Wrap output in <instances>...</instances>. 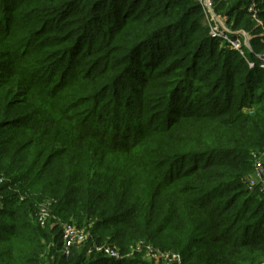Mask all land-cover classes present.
I'll return each mask as SVG.
<instances>
[{"label":"trees","instance_id":"16d2710c","mask_svg":"<svg viewBox=\"0 0 264 264\" xmlns=\"http://www.w3.org/2000/svg\"><path fill=\"white\" fill-rule=\"evenodd\" d=\"M214 1L231 30L260 33L253 0ZM205 17L197 0H0V264H155L131 255L139 242L185 264H264L247 186L264 37L244 58ZM62 223L88 242L67 253Z\"/></svg>","mask_w":264,"mask_h":264},{"label":"built area","instance_id":"2783aa9c","mask_svg":"<svg viewBox=\"0 0 264 264\" xmlns=\"http://www.w3.org/2000/svg\"><path fill=\"white\" fill-rule=\"evenodd\" d=\"M221 36H223V32L218 31L216 37ZM225 39L231 42V48L233 50H241L238 41L234 42L228 36L225 37ZM252 67H254V63L251 65V68ZM262 68H264L263 62ZM247 181L248 189L254 193H258V195L264 200V152H259L253 155V173L251 176H249ZM53 203L54 200L48 199L39 206L37 216L39 223L43 227L47 226L51 219H56V217L53 216L51 210ZM61 225L63 229L64 248L67 253L71 248L83 246L88 242L90 233L85 232L84 230H79L76 226L71 224L62 223ZM135 252H144V255L153 260L155 264H185L181 254L173 251L163 252L146 242L137 243L136 247L132 250L131 255ZM88 253L101 254L114 260H121L124 258L121 256L119 251L107 245L99 246L94 244L88 249Z\"/></svg>","mask_w":264,"mask_h":264},{"label":"rangeland","instance_id":"374dc122","mask_svg":"<svg viewBox=\"0 0 264 264\" xmlns=\"http://www.w3.org/2000/svg\"><path fill=\"white\" fill-rule=\"evenodd\" d=\"M197 1L203 5L205 13H206V17L203 19L204 20L203 23L209 26L210 36L212 38L218 39L220 46H223V47L228 46L230 48L232 47L231 42L225 39V37L228 36L234 42L236 41L239 42L241 50L240 51L236 50V51L239 52V54L245 58L246 54H248L249 50L251 49L250 41L257 37L258 38L264 37V32L261 31L260 29L263 27V22L259 19V16H258L257 1L253 0L250 7L248 8V12H249L248 17H250L252 22H254L255 24L254 32L255 33L258 31L260 32L257 35H253V33L248 34L242 30L239 33L231 30V28H229L226 24V19L220 18L214 13V8L216 5V2L214 0H197ZM218 31H222L223 36L216 37V34ZM238 35H241L242 38L237 37ZM262 56H264V54ZM262 56L260 58H262ZM248 65L249 67H251V65H253V62L248 61ZM259 199L263 200L262 197L260 196H259ZM0 207H3L2 203H0Z\"/></svg>","mask_w":264,"mask_h":264},{"label":"water","instance_id":"95a60500","mask_svg":"<svg viewBox=\"0 0 264 264\" xmlns=\"http://www.w3.org/2000/svg\"><path fill=\"white\" fill-rule=\"evenodd\" d=\"M261 61L264 63V56H262Z\"/></svg>","mask_w":264,"mask_h":264},{"label":"bare ground","instance_id":"6f19581e","mask_svg":"<svg viewBox=\"0 0 264 264\" xmlns=\"http://www.w3.org/2000/svg\"><path fill=\"white\" fill-rule=\"evenodd\" d=\"M109 259H111V258H109Z\"/></svg>","mask_w":264,"mask_h":264}]
</instances>
